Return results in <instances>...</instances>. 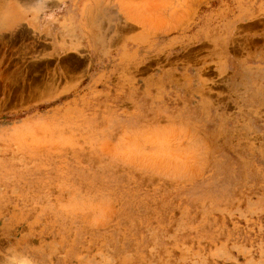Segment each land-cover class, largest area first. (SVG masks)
<instances>
[{"label": "rangeland", "instance_id": "obj_1", "mask_svg": "<svg viewBox=\"0 0 264 264\" xmlns=\"http://www.w3.org/2000/svg\"><path fill=\"white\" fill-rule=\"evenodd\" d=\"M11 1L0 264H264V0H100L61 54Z\"/></svg>", "mask_w": 264, "mask_h": 264}, {"label": "crops", "instance_id": "obj_2", "mask_svg": "<svg viewBox=\"0 0 264 264\" xmlns=\"http://www.w3.org/2000/svg\"><path fill=\"white\" fill-rule=\"evenodd\" d=\"M106 9L100 0H12L6 7L5 24L8 29L27 26L50 36L59 54L75 53L82 47L91 49L99 40L104 44L98 29ZM99 52L93 50L95 55Z\"/></svg>", "mask_w": 264, "mask_h": 264}]
</instances>
